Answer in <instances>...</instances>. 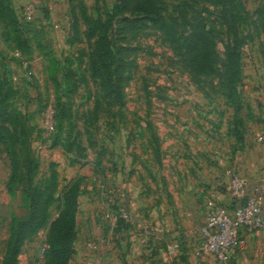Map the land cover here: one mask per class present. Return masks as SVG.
I'll list each match as a JSON object with an SVG mask.
<instances>
[{
    "label": "rangeland",
    "instance_id": "1",
    "mask_svg": "<svg viewBox=\"0 0 264 264\" xmlns=\"http://www.w3.org/2000/svg\"><path fill=\"white\" fill-rule=\"evenodd\" d=\"M52 2L42 21L28 27V63L13 59L18 57L0 34V77L11 85H4L0 100L6 94L4 124L18 135L20 164L33 170L32 185L49 178L51 168L59 174L61 190L70 181L80 182L70 264H198L170 254L171 240L180 244V252L186 249L171 234L200 229L211 181L227 193L218 180L231 168L243 177V156L264 148L259 141L264 137V0H241L233 11L239 36L246 38L239 51L238 127L228 100L230 41L218 5L155 0L180 41L199 27L211 31L215 73L195 76L184 51L167 42L162 24L134 11L131 0ZM90 19L112 23L108 36L121 72V105H112L101 90L97 38L88 37ZM10 174L1 145L0 264L13 215L27 214L22 189L15 196L7 191ZM229 200L222 198L225 206ZM57 205L47 225L23 244L18 264H51L46 251ZM193 209L198 224L186 216ZM118 217L123 222L116 229Z\"/></svg>",
    "mask_w": 264,
    "mask_h": 264
},
{
    "label": "trees",
    "instance_id": "2",
    "mask_svg": "<svg viewBox=\"0 0 264 264\" xmlns=\"http://www.w3.org/2000/svg\"><path fill=\"white\" fill-rule=\"evenodd\" d=\"M72 1V0H71ZM134 3V11L151 19L161 29L167 32V42L175 44L182 49L188 60V67L195 76H210L215 73L216 55L215 42L211 38V31L206 27H199L190 32L180 41L175 33L171 32L165 20L157 9L155 0H131ZM221 8V18L227 26V36L230 41L227 63V79L229 86L228 100L234 106L235 124H242L240 118V92L238 84L241 81V69L239 65L240 50L246 42V38L239 36L233 11L242 6L241 0H208ZM126 4V3H125ZM130 4V2H129ZM124 5V4H123ZM122 8V7H119ZM32 22L19 19L10 0H0V26L2 37L10 43L12 53H18L20 57L13 58L21 63H28L30 59L26 54L32 53L31 38L28 27L31 29ZM112 23H105L98 19L88 21V37L97 38V50L99 51V63L95 71L101 76V90L104 96L113 102L112 105H121L124 101L121 86L120 68L116 67L117 53L114 43L108 36ZM20 64V65H21ZM0 77V95L3 94L4 85H9ZM0 100V146H5L10 162V178L7 191L11 196L22 189V202L27 208L24 218L13 215L10 224V235L7 248L1 264H18V258L23 244L34 237L49 222L50 209L55 205L59 209L57 218L52 222L49 231L48 246L46 251L51 264H70L75 255L74 243L76 240V219L79 211L80 182L70 181L62 190L60 189L59 174L51 168L50 177L40 184L32 185L31 176L33 170L24 168L20 164L17 151V137L4 123L9 119V112ZM57 120V119H56ZM60 123V120L58 121ZM239 139L242 137L239 135ZM27 182L24 185V182ZM123 222L118 217L116 229Z\"/></svg>",
    "mask_w": 264,
    "mask_h": 264
},
{
    "label": "built area",
    "instance_id": "3",
    "mask_svg": "<svg viewBox=\"0 0 264 264\" xmlns=\"http://www.w3.org/2000/svg\"><path fill=\"white\" fill-rule=\"evenodd\" d=\"M16 57H20L18 53ZM259 141H264L260 137ZM224 190L211 189L206 202V222L197 232L199 254L210 255L219 264H234L233 257L248 246L249 237L264 228L261 198L249 192L239 169H228L221 179ZM229 196L226 206L222 198ZM179 243H173L172 252L178 251Z\"/></svg>",
    "mask_w": 264,
    "mask_h": 264
},
{
    "label": "crops",
    "instance_id": "4",
    "mask_svg": "<svg viewBox=\"0 0 264 264\" xmlns=\"http://www.w3.org/2000/svg\"><path fill=\"white\" fill-rule=\"evenodd\" d=\"M70 2L71 0H69V5ZM52 3V0H11L12 7L15 9L17 15L19 16V19L27 22L33 21L32 24L35 23V21H42L43 9H47L48 7L49 9H51ZM24 7H27V9H24ZM24 10H26V12L23 15L22 12ZM0 34L2 37L1 26ZM243 158V178L245 180V184L249 192H254L261 198L260 204L262 207L264 218V148L260 149L258 147H255L254 149L249 150L243 156ZM218 182H220V180H218ZM217 185V181H211V189H216ZM190 213H192L190 217L188 214H186V216L188 218H192V220L195 221L196 224H198L197 220L200 221L198 211L196 209H193ZM198 230L192 232L193 230L191 231V229H188L187 231H181L180 233L175 230V232L172 233L171 236H175V239L181 240L183 242L182 247L186 249L181 251L182 253L180 252V250L172 252L170 247L173 243L177 242L171 243V240L169 241L170 245L168 244L167 250L170 252L171 255H176L175 257L179 256V258H182L181 256H188L189 261H196L198 264H204L203 260H200V257H204L207 260V264H219L214 257L198 253V241L196 238ZM178 234L181 235L178 236ZM233 261L234 264H264V228L259 233L249 237L248 246L245 250L238 251L237 253H235Z\"/></svg>",
    "mask_w": 264,
    "mask_h": 264
}]
</instances>
